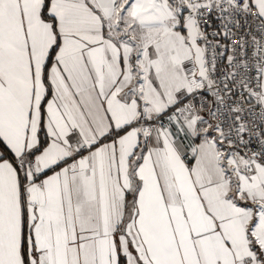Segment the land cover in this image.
Listing matches in <instances>:
<instances>
[{
  "label": "snow or ice",
  "instance_id": "6c2138e0",
  "mask_svg": "<svg viewBox=\"0 0 264 264\" xmlns=\"http://www.w3.org/2000/svg\"><path fill=\"white\" fill-rule=\"evenodd\" d=\"M0 264H264V0H0Z\"/></svg>",
  "mask_w": 264,
  "mask_h": 264
}]
</instances>
